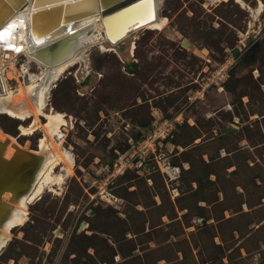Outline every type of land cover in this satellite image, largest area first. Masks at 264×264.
<instances>
[{
	"label": "rangeland",
	"instance_id": "1",
	"mask_svg": "<svg viewBox=\"0 0 264 264\" xmlns=\"http://www.w3.org/2000/svg\"><path fill=\"white\" fill-rule=\"evenodd\" d=\"M155 1L162 30L86 45L48 91L71 171L54 169L0 264H264V0L255 17L236 0ZM28 125L0 114L38 152ZM154 153L179 168L172 186Z\"/></svg>",
	"mask_w": 264,
	"mask_h": 264
},
{
	"label": "bare ground",
	"instance_id": "2",
	"mask_svg": "<svg viewBox=\"0 0 264 264\" xmlns=\"http://www.w3.org/2000/svg\"><path fill=\"white\" fill-rule=\"evenodd\" d=\"M236 2L243 5L240 0H236ZM256 2L257 4L254 10L247 7L251 11L253 17H255L261 9L260 2L258 0H256ZM152 3L154 20L135 29L131 26L127 29L126 34H124L122 38L116 42L115 40L119 37L120 33L111 34V39H109L104 32V28L98 14L82 18L67 30L64 28L55 31V33H52L54 35H52L51 39L69 35L70 31H80V33L73 37L76 41V49H74V51L69 54L66 59L60 61V63L54 64L51 67L32 57V52L37 44L32 42L27 35V18L30 11L29 0L24 8L14 11L0 25V32H3L6 29L10 31L9 36L0 40V114H6L9 117L20 121L30 119V125L25 128H20L21 135L23 136L31 135V133L38 130V128H42L44 131V137L39 140L37 152L43 156L41 166L35 175L30 191L21 196L16 203L10 205L11 209L8 219L0 228V250L8 240L10 230L14 227L21 226L25 222L27 215V210L25 211L26 206L39 199L44 190L62 182V177L54 174V169L63 164L66 166L64 169L67 173L71 171V159L69 155L60 148L61 141L52 142L54 141V139H52L53 137L57 136L59 139L62 137L60 134V128L65 125L64 116L54 113L52 110L47 113L43 112V108L47 106L48 91L58 80V75L71 63L79 60L80 54L83 52L81 49H83L86 45H91L95 42L102 45L103 42H108V40L112 43L115 42L113 45H116L118 42L125 39L130 33L139 29L162 30L165 25V20L157 17L156 1L152 0ZM145 13L146 6L139 5L138 8L135 9V13L132 12L130 14L139 15ZM113 22L114 23L110 24V28L116 29L115 31L117 32L119 25L117 23H119V19L116 21L114 20ZM42 43L43 41L41 44ZM11 50L14 51L12 52ZM12 53H14V55L13 57H10ZM15 53H17V55H22L24 59L20 61L19 68L18 66L14 67L13 63L10 64V62H14V58L16 57ZM35 62L40 68H42V73L37 76H33L28 72L30 71L28 67L29 64L36 65ZM14 70H18L20 72L21 77L19 78L27 79L26 83L22 82L25 88L21 85L18 77L16 79L17 86L15 89L10 88L7 85L5 72H12ZM39 117L45 119L44 125L39 122ZM5 139H8V137L0 132V141H4ZM8 140H10V144L14 143L11 139ZM12 152L13 150L8 145L4 152V158L7 159ZM8 197L9 195L4 193L2 201H6Z\"/></svg>",
	"mask_w": 264,
	"mask_h": 264
},
{
	"label": "water",
	"instance_id": "3",
	"mask_svg": "<svg viewBox=\"0 0 264 264\" xmlns=\"http://www.w3.org/2000/svg\"><path fill=\"white\" fill-rule=\"evenodd\" d=\"M27 1L0 0V25L14 11L24 8ZM240 2L252 10L257 4L256 0H240ZM139 5L146 6V13L130 14L135 13ZM152 5V0H29L27 35L37 44L32 57L50 67L66 59L76 49V41L73 37L80 31H70L69 35L51 39L54 35L52 33L64 28L67 30L82 18L95 14L99 15L104 32L109 39L111 34L120 33L116 42L131 26L135 29L154 20ZM118 19L119 25L116 32V29L110 28V24ZM108 42L112 45L115 43L110 40ZM236 52L237 50L234 49L232 54ZM132 70L133 67L130 66L129 71ZM22 81L26 83L27 79L23 78ZM8 139L0 141V228L8 219L10 205L30 191L43 158L37 152L24 150L14 143L10 144ZM8 145L13 152L6 159L4 152ZM4 193L9 194L6 201H2Z\"/></svg>",
	"mask_w": 264,
	"mask_h": 264
},
{
	"label": "built area",
	"instance_id": "4",
	"mask_svg": "<svg viewBox=\"0 0 264 264\" xmlns=\"http://www.w3.org/2000/svg\"><path fill=\"white\" fill-rule=\"evenodd\" d=\"M11 51L13 52L14 50H11ZM17 53H15L16 57L14 58V62H10V64L13 63L14 67L18 66V68H19V64H16L17 58L21 57L23 59V57H22V55H17ZM13 55H14V53H12V55L10 57H13ZM19 79L22 80L21 78H19ZM159 134L160 133L152 135V138L155 137V139H162L163 136L160 138L161 135H159ZM153 160H154L155 166L157 168V171L159 172V174L163 178L165 184L172 186L179 177V168L176 167L175 165H172L162 155V153H154L153 154Z\"/></svg>",
	"mask_w": 264,
	"mask_h": 264
},
{
	"label": "snow or ice",
	"instance_id": "5",
	"mask_svg": "<svg viewBox=\"0 0 264 264\" xmlns=\"http://www.w3.org/2000/svg\"><path fill=\"white\" fill-rule=\"evenodd\" d=\"M10 35V31L9 30H4L3 32H0V40H3L5 37Z\"/></svg>",
	"mask_w": 264,
	"mask_h": 264
}]
</instances>
